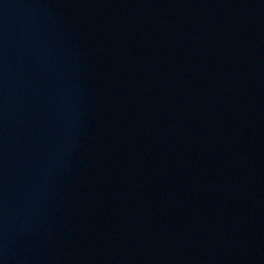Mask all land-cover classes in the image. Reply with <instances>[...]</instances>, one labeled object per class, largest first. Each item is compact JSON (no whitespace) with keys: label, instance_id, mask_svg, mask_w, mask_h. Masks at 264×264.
Returning a JSON list of instances; mask_svg holds the SVG:
<instances>
[{"label":"water","instance_id":"water-1","mask_svg":"<svg viewBox=\"0 0 264 264\" xmlns=\"http://www.w3.org/2000/svg\"><path fill=\"white\" fill-rule=\"evenodd\" d=\"M0 264H264V0H0Z\"/></svg>","mask_w":264,"mask_h":264}]
</instances>
